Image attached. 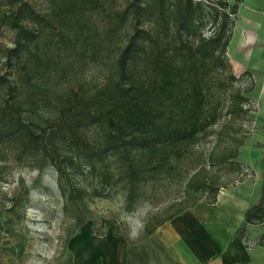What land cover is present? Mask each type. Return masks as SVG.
Returning <instances> with one entry per match:
<instances>
[{"label":"trees","instance_id":"trees-1","mask_svg":"<svg viewBox=\"0 0 264 264\" xmlns=\"http://www.w3.org/2000/svg\"><path fill=\"white\" fill-rule=\"evenodd\" d=\"M237 11L230 0H0V38L11 33L0 41V165L53 168L66 204L115 185L134 201L170 178L224 110L243 112L247 98L228 92L238 81L227 56ZM98 65L103 80L86 82ZM236 156L220 164L240 172ZM88 175L100 181L93 192L81 185ZM200 175L186 192L215 202L219 186ZM254 225L264 227V178L236 235ZM251 243L264 247V231Z\"/></svg>","mask_w":264,"mask_h":264},{"label":"rangeland","instance_id":"rangeland-1","mask_svg":"<svg viewBox=\"0 0 264 264\" xmlns=\"http://www.w3.org/2000/svg\"><path fill=\"white\" fill-rule=\"evenodd\" d=\"M230 1L238 2V11L227 56L238 81L228 92L238 90L247 98L243 112L224 110L210 133L181 157L171 177L145 185L134 201L115 185L102 196L66 204L53 168L38 170L12 160L0 165V264H118L123 254L122 264H178L158 233L147 234L145 226L195 197L206 200L200 191L186 192L192 174L215 182L219 192L239 189L249 202L257 201L264 178V0ZM10 38L6 31L0 41L8 45ZM3 64L0 55L2 71ZM84 78L90 84L101 82L103 67L88 68ZM235 151L234 159L243 165L240 172L220 164ZM99 184L90 175L81 181L90 192ZM263 231L262 225H254L247 236L252 242Z\"/></svg>","mask_w":264,"mask_h":264},{"label":"crops","instance_id":"crops-1","mask_svg":"<svg viewBox=\"0 0 264 264\" xmlns=\"http://www.w3.org/2000/svg\"><path fill=\"white\" fill-rule=\"evenodd\" d=\"M240 38L245 44L244 36ZM239 191H220L213 203L197 201L157 227L178 264H264V247L250 244L251 236L236 235L245 210L256 202ZM121 258L118 264L125 255Z\"/></svg>","mask_w":264,"mask_h":264}]
</instances>
